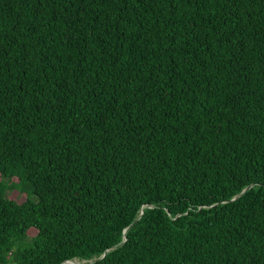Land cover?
<instances>
[{
	"label": "trees",
	"instance_id": "16d2710c",
	"mask_svg": "<svg viewBox=\"0 0 264 264\" xmlns=\"http://www.w3.org/2000/svg\"><path fill=\"white\" fill-rule=\"evenodd\" d=\"M68 260L264 264V0H0V264Z\"/></svg>",
	"mask_w": 264,
	"mask_h": 264
},
{
	"label": "rangeland",
	"instance_id": "374dc122",
	"mask_svg": "<svg viewBox=\"0 0 264 264\" xmlns=\"http://www.w3.org/2000/svg\"><path fill=\"white\" fill-rule=\"evenodd\" d=\"M11 197L17 199L19 202H23L26 200V196L19 193V191L15 190L11 193ZM34 233V232H33Z\"/></svg>",
	"mask_w": 264,
	"mask_h": 264
},
{
	"label": "water",
	"instance_id": "95a60500",
	"mask_svg": "<svg viewBox=\"0 0 264 264\" xmlns=\"http://www.w3.org/2000/svg\"><path fill=\"white\" fill-rule=\"evenodd\" d=\"M251 186H248L246 189H244L243 190V192L245 191V190H247L248 188H250ZM126 231H127V229H126ZM114 248V247H113ZM107 253V251L104 253V255ZM103 255V256H104ZM68 262H70V263H72V262H76L75 260H68V261H65L63 264H66V263H68ZM89 262H92V261H89Z\"/></svg>",
	"mask_w": 264,
	"mask_h": 264
}]
</instances>
